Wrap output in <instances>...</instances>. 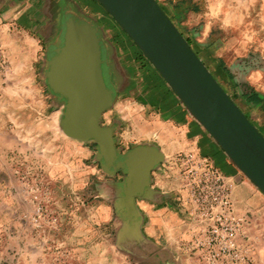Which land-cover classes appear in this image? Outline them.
<instances>
[{
	"label": "crops",
	"instance_id": "1",
	"mask_svg": "<svg viewBox=\"0 0 264 264\" xmlns=\"http://www.w3.org/2000/svg\"><path fill=\"white\" fill-rule=\"evenodd\" d=\"M61 1L63 0H0V43L9 61L14 63L12 68L40 69L39 62L43 59L41 50L44 49L46 53L48 43L59 29L56 10ZM70 1L74 3L72 8L92 18L98 26L99 22L106 24V27H100L112 55L110 63L122 91L132 103L126 113L123 107L115 108L118 124L123 123L121 119H126V131L122 137L125 142L153 140L154 142L140 144L156 146L162 152V160L150 173L145 195L134 197L133 207L127 204L118 205L117 193L112 215L114 222L119 221L120 225L114 232L118 239L111 246V249L115 247V251H109L111 260H105L106 254L102 253L100 241L94 244L93 258L89 259L86 257L88 250L78 239L85 233L79 223L65 224V202L63 196L59 198L60 191L65 186V165L54 164L53 157H60L61 162L65 159V134L59 131L53 135L48 130H43L44 134L22 136L17 132L15 123L14 128L7 131L4 127L6 117L1 115L0 264H14L16 256L17 264H53V253L50 252L52 248L49 246L43 255L45 248L37 246L33 241L28 246L22 244L23 239L27 238L24 226L26 206L18 200L14 190L17 185L14 174L17 171L40 175L54 196L52 206H58L61 202V212L58 211L57 216L61 221L60 232L63 240L71 237L70 242H73L70 246L74 254L71 264H206L188 257L180 247L190 239L189 225L194 219L178 205H181V194L176 171L166 169V163L177 152L188 149L210 158L232 181L235 206L245 216L254 253L259 264H264V194L230 162L209 133L192 118L184 104L140 50L134 52L132 46L118 38L119 32L109 24L104 12L91 10L88 0H81L79 3ZM237 7V11L243 13L241 19L244 21L239 19L230 23L228 29L233 34L237 33V36L229 41L227 38L225 48L220 47L221 39L212 36L199 48H195L192 43L191 46L220 80L230 97L240 108H246L244 111L248 118L264 132V101L260 106L252 107L241 97L245 88H248L264 98V0H241ZM251 12L258 14L253 22L254 30L258 28L260 32L251 31L253 24L245 19L246 13ZM252 45H258V50L255 51ZM1 110L5 114V109ZM104 112L100 120L103 117L108 119L114 110L107 111V114ZM259 113L263 114L260 119ZM112 126L115 129L117 124ZM26 138L30 139L32 146L34 142V149L32 146L29 149L26 147ZM123 146L124 142L121 147ZM127 149L129 148L119 150L124 152ZM121 175L123 177L124 174L121 172ZM121 181L114 182L117 192ZM136 198L142 199L140 206ZM82 216L86 217L85 214ZM92 217L94 222L102 220L101 214H93ZM78 219L79 216H73L71 220L75 222Z\"/></svg>",
	"mask_w": 264,
	"mask_h": 264
},
{
	"label": "water",
	"instance_id": "2",
	"mask_svg": "<svg viewBox=\"0 0 264 264\" xmlns=\"http://www.w3.org/2000/svg\"><path fill=\"white\" fill-rule=\"evenodd\" d=\"M163 77L188 113L219 145L230 162L264 194V135L212 75L157 0H97ZM60 31L46 47L43 68L47 91L62 103L61 129L67 136L94 142L100 167L121 171L118 205L133 207L148 191L150 173L162 160L154 145L121 152L114 127L100 123L116 89L108 82L110 49L102 30L73 8L60 18ZM63 125V126H62Z\"/></svg>",
	"mask_w": 264,
	"mask_h": 264
},
{
	"label": "rangeland",
	"instance_id": "3",
	"mask_svg": "<svg viewBox=\"0 0 264 264\" xmlns=\"http://www.w3.org/2000/svg\"><path fill=\"white\" fill-rule=\"evenodd\" d=\"M80 1L81 0H74L75 3H79ZM88 1L95 7L96 11L99 10L105 13V16L109 19V24L111 23L110 25L119 32L118 38L122 41H126L132 46L134 52H139V48L120 28L112 16L105 11L102 5L99 4L97 0ZM157 1L162 6L171 10V19L173 23L179 31L190 40V43H192L195 48H199L201 44L208 42L211 36L212 38L216 37L221 39L222 44L220 47L225 48L227 38L229 41L231 38L237 36V33L233 34L231 32L232 30L228 29L230 23L236 22L239 19L244 21L241 19L243 13L237 11L238 3L241 0ZM256 16H258L257 13H246L245 19L253 24L251 31L260 32L258 28L254 30L253 21ZM102 25L106 27L105 23L99 22V27H102ZM257 25L258 24H256V27ZM251 31L249 29V32ZM197 42H199V44H197ZM1 46L4 52V47L2 44ZM252 47H254L255 51L259 48L258 45H252ZM193 50L195 49L193 48ZM41 52H43L42 58L44 60H40V69L38 70L36 69L37 67H35L34 70L25 67L12 68L14 63L9 61L7 54L4 52L6 69H0V116L6 117L4 127L7 131L10 128H14L15 123L17 132L22 134V136L33 137L35 133L42 134L44 132L43 130H48V132L53 135L60 131L64 135L60 125L62 103L57 101L46 89L43 76V66L45 65L46 56L44 55V49H42ZM205 65L207 66L206 63ZM207 67L214 76L210 67ZM34 73H36V76H34ZM214 77L221 84L220 80L216 76ZM222 87L225 89L224 86ZM3 104L5 107H3ZM130 104H132L131 99L119 88L111 107L104 113L107 114L106 112L111 109H113L114 112L108 119L103 117L100 120L102 125L112 126L117 124L113 132V137L115 139V146L119 149L126 147L131 148L143 142H154L148 139L125 142L122 135L126 131V119H121L123 123L119 125L116 121L115 108L123 107L126 113L130 108ZM3 108L5 109V114L1 110ZM242 109L246 110L244 106H242ZM140 114L142 115V113ZM262 116V113L258 114L259 119ZM123 142L124 146L122 148L121 145ZM24 144L28 149L32 146V142L27 138ZM33 146L32 149H34ZM95 152L94 142H83L65 134V159L61 162L60 157H53V162L54 164L63 163L65 165V186L63 191H60L59 194V198L63 196L65 202V224L71 225V223H79L82 232L85 234L80 235L78 239L88 250L86 252L87 258H93V246L100 241L102 244V253L103 255L106 254L104 258L110 261L111 257L109 251H115V247L111 249V246L115 245L113 242H115L117 238L114 232L120 225L119 221L114 222V216L112 215L114 214L113 207L115 206L116 197H120L119 194L117 195L119 192H117L114 182L115 180L121 181L123 177L121 173L113 175L104 171L100 167L98 159L95 157ZM167 164L168 163H166V165ZM14 176L17 181L14 190L17 192L18 200L26 206V221L24 222V226L27 238L23 239L22 244L28 246L33 241L37 246L45 248L43 250V255L46 253V247L49 246L52 248L50 252L53 253V264H71L74 260V254L70 250V246L73 245V242H70L71 237H65V240H63L60 232L61 221L57 216V212H61V202L58 206H52L54 196L51 195V190L47 182H45V179L40 175H33L28 171H17ZM60 188L61 186H59V189ZM11 193L13 192L11 191ZM34 194L38 195V201L33 199ZM136 201L139 206L142 204L141 198H136ZM175 202L178 203V201ZM178 205L180 209L183 208L184 211L188 213L187 207L182 204V202L181 205L179 203ZM84 214L86 217L82 216ZM93 214H101L102 220L94 222L92 217ZM73 216H79V219L72 222L71 219ZM193 228L194 222L189 225L190 233L193 231ZM190 239L185 241V244H181L180 247L186 252L188 257L191 256L195 258L191 250L188 249ZM63 246H65V249H62ZM26 256L28 257L27 254ZM250 256L254 258L256 264H259L255 253H251ZM13 261L14 264H17L18 256H16Z\"/></svg>",
	"mask_w": 264,
	"mask_h": 264
},
{
	"label": "built area",
	"instance_id": "4",
	"mask_svg": "<svg viewBox=\"0 0 264 264\" xmlns=\"http://www.w3.org/2000/svg\"><path fill=\"white\" fill-rule=\"evenodd\" d=\"M0 69L6 60L0 44ZM175 170L180 200L194 219L188 249L206 264H256L246 218L237 211L233 183L210 160L197 151L177 152L166 165ZM33 199L38 201V195Z\"/></svg>",
	"mask_w": 264,
	"mask_h": 264
},
{
	"label": "flooded vegetation",
	"instance_id": "5",
	"mask_svg": "<svg viewBox=\"0 0 264 264\" xmlns=\"http://www.w3.org/2000/svg\"><path fill=\"white\" fill-rule=\"evenodd\" d=\"M73 5H74V3L71 2L70 0H63V1L60 2V5H59L58 9L56 10L58 12L57 14L59 16V24H60V18H61V16L62 15H66L67 13L71 12L72 9H73L72 8ZM89 8H91V10H95V7L93 5H90ZM59 31H60V27H59V29H58V31L56 33V36L50 42H52V41L55 40V38L59 34ZM105 60H106V64L107 65L108 64L110 65V70L108 72L109 74L107 76L108 82L116 89V93H117L119 91V88H121V87H120V82L117 79L116 73L114 72V70L112 68L113 66L110 63L111 62L110 60H112V55H111L110 51H108L106 53Z\"/></svg>",
	"mask_w": 264,
	"mask_h": 264
},
{
	"label": "trees",
	"instance_id": "6",
	"mask_svg": "<svg viewBox=\"0 0 264 264\" xmlns=\"http://www.w3.org/2000/svg\"><path fill=\"white\" fill-rule=\"evenodd\" d=\"M158 2V1H157ZM161 6V8H164V12L168 15V17L171 19V10L167 7L162 6L161 4H159ZM172 20V19H171ZM182 33V32H181ZM184 36V35H183ZM185 37V36H184ZM186 40L188 41V43L191 45L190 40L185 37ZM192 47V46H191ZM140 50V49H139ZM195 51V50H194ZM141 52V51H140ZM142 53V52H141ZM197 54V53H196ZM241 97H243L245 99V101L248 103L249 106H260L261 104H263L264 98L261 97L258 93L253 92L252 90H249L248 88H245V91H243V93L241 94ZM239 106V105H238ZM244 114L246 115L247 113L240 108ZM247 116V115H246ZM248 117V116H247ZM250 120V119H249ZM251 121V120H250ZM252 122V121H251ZM253 123V122H252ZM258 128V127H257ZM259 131L264 135V132L258 128Z\"/></svg>",
	"mask_w": 264,
	"mask_h": 264
},
{
	"label": "bare ground",
	"instance_id": "7",
	"mask_svg": "<svg viewBox=\"0 0 264 264\" xmlns=\"http://www.w3.org/2000/svg\"><path fill=\"white\" fill-rule=\"evenodd\" d=\"M63 126V125H62Z\"/></svg>",
	"mask_w": 264,
	"mask_h": 264
}]
</instances>
